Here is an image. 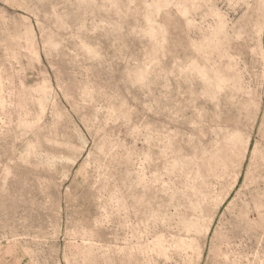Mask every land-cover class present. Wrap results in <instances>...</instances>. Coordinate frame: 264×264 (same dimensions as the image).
Returning <instances> with one entry per match:
<instances>
[{"label":"rangeland","instance_id":"rangeland-1","mask_svg":"<svg viewBox=\"0 0 264 264\" xmlns=\"http://www.w3.org/2000/svg\"><path fill=\"white\" fill-rule=\"evenodd\" d=\"M0 264H264V0H0Z\"/></svg>","mask_w":264,"mask_h":264}]
</instances>
